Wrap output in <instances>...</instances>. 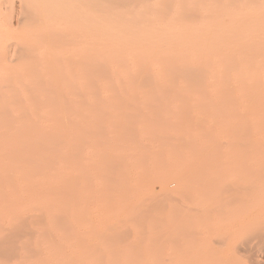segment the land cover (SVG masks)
Instances as JSON below:
<instances>
[{"label":"rangeland","instance_id":"obj_1","mask_svg":"<svg viewBox=\"0 0 264 264\" xmlns=\"http://www.w3.org/2000/svg\"><path fill=\"white\" fill-rule=\"evenodd\" d=\"M67 1L70 9L68 2L63 11H58V7H54L52 17L41 21L21 20L23 18L19 12L18 0L0 4V96H11L16 100L32 99L41 106L40 103L45 102V99L64 98L67 102L74 103L80 101L84 95L102 88L99 80L96 82L92 77L100 75L103 80L108 77L110 71L106 65L101 64L98 67L97 63L83 60L82 52L87 48L90 40L82 37L81 22L74 18V12L71 13L75 9L74 3L77 4L76 0ZM131 1L121 0L126 4ZM147 1L148 10L138 15L136 19L140 31L144 34L157 31L170 34L181 24L187 23L200 26L223 11H226L225 19H227L230 14L248 11L254 4L253 0H186L188 2L184 4L185 9L195 8V12L181 9L178 13L168 16L160 14L157 10L160 0ZM183 1L180 0L181 4ZM135 10L136 8H131L132 13ZM128 17L130 15H123L119 23L127 24ZM183 18L188 20L184 21ZM34 27L41 33L38 38L31 41L32 39L27 38L28 31ZM23 35L26 41L20 38ZM27 40L33 43L28 45ZM123 54L125 59L130 57V53L123 52ZM200 63L194 60L193 64L188 66L191 68L185 69L187 73L193 71V76L185 79H194L193 87L205 88L207 82L203 81L204 70ZM93 73L95 74L92 75ZM141 85L145 90L157 89L151 87V84L148 86L147 81L142 82ZM103 96L104 93L99 91L97 99L100 100ZM135 96L136 93L131 92L127 94L126 99L133 100ZM122 98L123 96L116 93L107 103L111 114L100 112L96 119L99 128L96 135L100 136L101 146L89 145V141H84L80 148L71 149V153L83 154L89 150L94 154L99 149L105 150V156L101 154L91 159L97 173L114 176L116 182L128 177V191L115 186V189H118L115 194H119L118 197L124 200L123 203L146 201L144 203L146 206L144 205L142 210H146L150 224L148 226L163 227V232L158 236L160 238L156 237L149 241H131L127 236L119 240L99 238L96 241L77 243L75 249L71 250L65 242L62 243L50 236L53 228L60 225H52L53 219L48 218L50 216L52 218L53 211L48 207L54 203L69 205L73 200L91 201V194L89 197L87 195L94 186L93 179H88L89 176L87 179L80 178L77 169L72 173L68 171L66 175H60L62 166L71 167V158L53 156L52 150L43 147L41 151L43 153L44 150L46 154L42 164H46L45 169L34 183L30 184V188L26 189L19 175L29 167L31 160H34L31 156L32 149L26 148L22 152L23 157L18 160L12 159V146L7 145L6 156L10 160L0 164V241L5 242L3 252L0 253V262L4 264H225L228 243L225 246L223 238L228 232H231L235 225H257V220H254L257 215L264 218V207H257L253 201L254 196L260 191L250 188L254 178L264 180V174L259 171L264 158L256 155L258 149L246 144L232 149L223 145L218 146L212 141L213 139H209L212 137L208 126L214 122L213 119L217 114L206 108L202 113H199V109H190L186 114L173 115L170 123L174 126L176 136L183 137V140L177 141L171 134L160 132L155 125L157 129L148 130L149 123L152 127V123L159 121L153 119L151 122V119H148L150 115L147 117L146 113H143V118L148 119L147 126L139 130L135 125L137 120L135 112L128 113L130 106ZM85 99L86 104L91 102L90 99ZM188 103L192 105L191 102ZM71 116L72 113L69 114V117ZM222 119L223 117L220 116V121ZM218 120L219 116L215 121ZM110 122H116L117 126L108 128ZM150 131L154 134L148 136L155 140L151 147L154 148V155L157 154V158L155 156L157 168L156 173L146 180L147 187L143 189L136 187V180L140 181L142 178L136 174L134 162L143 165L141 156L149 150L151 153L152 148L148 149L150 146H144L147 136L145 132L150 133ZM209 140L212 147L205 149L202 143ZM214 150L218 153L213 156L212 154L216 152ZM220 154L222 157L218 158L217 155ZM216 158L218 164L212 167L210 162ZM223 162L230 164L232 174L227 173ZM122 163L125 164L124 171H120ZM197 166L204 167V180H206L200 187L195 185ZM116 167L118 171H115ZM210 170L215 171L214 174L209 175ZM44 175L57 178L56 182L47 185L42 181L46 178H42ZM97 183L96 194L103 202L110 194V187L101 181ZM50 186L56 188L54 196L43 194L42 197H37L38 189L42 191ZM233 194L235 198H232ZM200 203L216 205L208 219L198 217L197 205ZM44 204L45 208H36ZM252 204H255L253 211L249 209ZM232 208L234 210L230 211ZM38 210L42 211V215ZM229 211L233 212L230 217L232 222L221 230L223 235L219 237L209 235L201 239L198 230L213 225L197 224L202 222L211 224L216 218L219 219L225 213H230ZM99 217V213L94 215V219ZM131 217L134 216L128 215L125 219L129 222ZM108 226L111 225L104 227ZM12 230H18L17 234L12 233ZM21 252H24L26 258L20 259ZM257 254L248 255L249 258L243 260L245 263L249 260L246 264H256L255 261L257 264H262L264 251ZM260 254L262 257L259 256Z\"/></svg>","mask_w":264,"mask_h":264},{"label":"bare ground","instance_id":"obj_2","mask_svg":"<svg viewBox=\"0 0 264 264\" xmlns=\"http://www.w3.org/2000/svg\"><path fill=\"white\" fill-rule=\"evenodd\" d=\"M9 1L0 0V4ZM67 2V0H18L19 12L23 18L21 20L50 19L54 7H58V11H63ZM75 2L77 4L74 3L75 9L71 13L74 12V18L81 22L82 37L90 40L87 48L82 52L83 60L97 63L98 67L101 64L106 65L110 74L102 80L100 75L93 73L92 78L96 82L99 80L102 88L84 95L80 101L74 103H69L64 98L45 99L47 102H41L39 106L37 101L33 102L32 99L16 100L11 96H0V164L10 160L6 156L7 145L12 146V159L18 160L23 157L22 152L26 148L32 149L31 156L34 160H31L30 169L27 167L19 175L21 182L28 189L45 169L46 164L42 162L46 153L44 154V150L43 153L41 151L45 147L53 151V156L71 158V167L62 166L60 175H66L68 171L72 173L77 169L80 178L87 179L89 176L88 179H93L94 186L87 195L89 197L91 194V201L73 200L69 205L54 203L48 207L53 211L52 218L50 216L48 219H53L52 225H60L53 228L50 236L62 243L65 242L71 250L75 249L77 243L96 241L99 238L119 240L127 236L131 241L160 238L158 236L163 232V227L148 226L150 224L146 210H142V207L146 206L144 204L146 201L123 203L124 200H120L119 194H115L118 189L128 191V177L116 182L114 176L97 173L91 159L101 154L105 156L106 151L99 149L92 154L88 150L81 154V152L71 153V149L80 148L84 141H89V145L101 146L100 136L96 135L99 129L96 119L100 112L111 114L107 103L119 93V96H123L122 99L130 106L128 113L135 112L137 119L135 125L139 130L146 128L148 119H151V122L153 119H158L159 122L155 120L156 123L152 125H155L160 132L171 134L177 141L183 140L182 136H176L174 126L170 123L172 116L186 114L190 109H199V113H202L203 109L209 108L212 113L217 114L216 118L219 116L218 121L214 118V122L208 126L212 137L209 139H213L212 141L218 146L223 145L232 149L246 144L258 149L256 155L264 158V0H253L254 4L248 11L230 14L227 19H225L227 13L223 11L208 22L199 24L200 26L195 23L181 24L170 34H162L158 31L144 34L140 31L136 19L138 15L148 10L147 0H132L128 4L121 0H76ZM187 2L184 0L181 4L180 0H160L157 10L160 14L169 16L185 9L184 4ZM133 7L136 10L132 13ZM68 9H70L69 2ZM190 9L185 10L194 12L196 10ZM126 14L130 15L127 24H120L119 20ZM17 19L19 20L18 17ZM28 32L27 38L32 39L31 41L38 38L41 33L36 27ZM20 38L26 41L24 35ZM27 42L28 45L33 43L29 40ZM122 51L130 53V57L123 58ZM194 60L202 64L203 81L207 82L205 88L193 87L194 79H185L193 76V71L187 73L185 69L191 68L188 66H191ZM146 81L148 86L151 84V87L157 89L145 90L141 83ZM133 85L136 87L133 88ZM99 91L104 93L100 100L97 99ZM131 92L136 93L135 98L126 99L127 94ZM85 98L90 99L91 102L86 104ZM92 98L94 100H91ZM70 113H72L71 117H69ZM143 113H146L147 117L150 115L148 119L143 118ZM220 116L223 117L221 121ZM113 125H116V122H110L108 128ZM148 125V130L157 129L152 125L150 127V123ZM152 133L145 132L147 136L144 146H150L148 149H151L155 142L153 137L148 136L154 135ZM202 145L205 149L212 147L210 140L203 142ZM151 150V153L149 150L148 154L145 152L141 156L143 165L134 162L136 174L142 178L140 181L136 180V187L146 188V180L156 173L157 154L154 155V148ZM217 153L216 151L212 155ZM220 155H217L218 158L222 157V154ZM218 158L211 160L212 167L218 164ZM224 165L227 173L232 174L230 164ZM124 167L125 164L122 163L120 171H124ZM197 168L195 185L200 187L206 181L204 167L197 166ZM260 168L259 171L264 174V161ZM114 169L118 171V167ZM160 172L163 173L161 170ZM214 172L210 170L209 175ZM56 179L46 177L42 181L48 185L54 184ZM97 181L110 187V194L108 193L103 202L96 194ZM253 181L250 188L260 191L254 196L253 201L257 207H264V184H261L264 180L254 178ZM115 186L119 188L115 189ZM55 190L54 186L42 191L38 189L37 197L40 198L43 194L54 196ZM232 198H235L234 194ZM255 204L249 206L251 211L255 209ZM215 206L214 203L198 204V217L208 219ZM45 207L44 204L36 208ZM233 210L232 208L230 211ZM96 213H99L98 219H94ZM39 214L42 215L41 210ZM231 214L233 212L225 213L211 224L205 222L197 224L213 225L198 230L201 239L209 235L217 237L223 235L221 230L232 222ZM128 215L134 216L129 222L125 219ZM254 220H257V225H235L231 232L227 231L228 234L223 238L225 246L228 243L225 264H246L249 260L245 263L243 259L264 251V218L257 215ZM106 225L111 226L104 227ZM222 225L224 227H219ZM17 231L12 230V233L17 234ZM0 242V253H2L5 242ZM20 255V259L26 258L24 252ZM259 256L262 257L261 254ZM255 262L257 264V261ZM0 264L4 263L0 262Z\"/></svg>","mask_w":264,"mask_h":264}]
</instances>
